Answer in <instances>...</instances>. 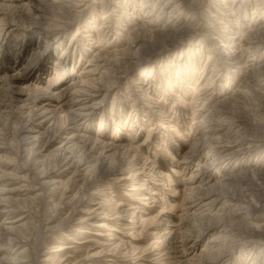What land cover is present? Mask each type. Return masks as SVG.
Returning a JSON list of instances; mask_svg holds the SVG:
<instances>
[{
    "label": "rangeland",
    "instance_id": "1",
    "mask_svg": "<svg viewBox=\"0 0 264 264\" xmlns=\"http://www.w3.org/2000/svg\"><path fill=\"white\" fill-rule=\"evenodd\" d=\"M77 2L84 12L70 16L62 0H0V188L17 189L13 196L26 200L0 213V264L19 255L27 264H264V239L241 242L246 224L264 228V202L250 196L259 206L250 215L225 202L221 188L231 176L264 172V134L247 152L251 138L239 124H264L254 94L264 97V0ZM174 29L177 36L156 35ZM129 53L141 59L126 68ZM102 75L110 88L88 127L105 143L137 152L129 168L93 189L99 193L84 207L99 203L100 217L79 225L84 213L67 220L72 208L58 212L59 193L36 190L14 133L19 126L31 130L28 137L44 131L50 122L43 115L29 121L30 112L48 109L58 117L80 85ZM235 151L244 153L228 160ZM74 170L55 171L67 180ZM86 179L80 171L74 194ZM239 184L231 195L242 191ZM21 216L28 226L9 243L3 228Z\"/></svg>",
    "mask_w": 264,
    "mask_h": 264
},
{
    "label": "bare ground",
    "instance_id": "2",
    "mask_svg": "<svg viewBox=\"0 0 264 264\" xmlns=\"http://www.w3.org/2000/svg\"><path fill=\"white\" fill-rule=\"evenodd\" d=\"M62 2H65L66 6L69 8L68 11H69L70 16L73 14V12L74 13L79 12V14H82L84 12L82 10L83 4L77 2V0H62ZM103 5H104V3H103ZM106 11H107L106 7L102 8V12L104 14L102 17V21L105 20V17L107 14ZM69 22L65 23L64 25H69ZM261 32H263V31H261ZM178 34H179V31H176V30L175 31L169 30L166 32L156 33V35L157 36L159 35L158 37L161 39H166L169 37L177 36ZM252 34H255V33H252ZM104 36H105V33L103 32L101 37H104ZM248 36H250V35H248ZM256 36H257V34H256ZM245 37H246V35H245ZM263 38H264V36H263ZM255 40H256V38H255ZM137 42L138 41H136V43ZM147 43H148V41H147ZM257 44H258V42H257ZM152 46H153V44H152ZM220 47H224V45L221 44ZM149 48H151V44L150 43L145 44V50H148ZM100 54L103 55L102 53H100ZM100 54H99V56H100ZM225 55H226V53H225ZM128 57H129L128 58L129 61L128 62L126 61V63H125L126 68H127V65L132 66V67L137 66L138 63L140 62V59H141V55L138 56V54L136 55V53H129ZM104 58L107 59L108 57L102 58V56H101L100 59H104ZM249 61L252 62V60H249ZM97 73L98 72H96V74ZM105 73H107V72H105ZM259 75L264 76V73H262V74L259 73ZM105 77H106L105 75L101 76L102 81H97L95 79L90 78L92 80H90V81L87 80L88 81L87 83L80 85L79 89H76L75 93H73L74 94L73 99L69 100L70 102L68 104L64 105L66 110H64L61 113V115H59L58 117L55 116L52 113V111H49L48 109H44L43 111H40V112L38 111L39 113H36L34 110L32 112H30L29 121L33 120V118H35L36 116L43 115V119H46L50 122V124L46 127V129L44 131H41L39 134L35 135L34 137H28L31 130H29L25 126H19L16 129V132L14 133L15 134L14 139L18 140L19 153H20V154H16V155L23 162L21 164L22 167L27 168L26 170L34 175V182H35V185L37 187L36 190H40L42 192L45 189H48L50 192H53L55 194L59 193L61 195V202H60V205L56 208V209H58V212H62V210L72 208L69 216L67 217V220H71L72 218L79 216V214L84 213V215L86 217H84V218H81V216L78 217V223L77 224H79V225L80 224H88L92 220H94V218L100 217L99 211H100L101 206H99V203H97V202L94 203V205H97V208H88L87 210H85L86 208L84 207L85 204H87V203L90 204L91 201L94 202L92 195L99 193V192H95L93 189L99 188L101 183L104 180H107V179L111 178L112 176H116L117 174L122 172L124 170V168H126V169L129 168L130 164L127 162L128 158L130 156L135 158L134 152H137V150H136L137 148L133 147L132 145L128 147V146H122V145L120 146V145L105 143L104 141H102L100 139V136L102 135V134H100L101 133L100 131H92V129L90 130L88 127L91 117L100 108V104H101V100H99L100 94L103 92L108 93V90L110 88V86L107 85L103 81L105 79ZM246 85H244V86H246ZM250 89H251V87H250ZM251 90H255V89L253 88ZM195 91L199 92V91H201V88L198 87L195 89ZM261 93L259 94L258 92H256L254 94L257 96V98L260 99L259 103L261 102L260 103L261 105H258L259 107L257 109V112H259V115L260 114L264 115V97H263V95H261ZM246 95H248V94H246ZM249 96H247V97H249ZM254 99H256V98H253V100ZM223 106H224L223 108L228 109L225 104ZM236 116H237V118H242L240 115H236ZM246 118L249 119L248 117H246ZM252 120H253V123H250L249 121H244V120L242 121L241 119L239 120V124L241 127L240 131H242L244 133V135H245L244 138H249V137L251 138V140L249 139L250 142L248 143L249 147L245 150L247 152L257 150V148L259 147L261 142H260V140H257L256 137H257V135L261 136L262 134H264V124L259 123L254 119H252ZM31 124H33V123L31 122ZM205 133H206V130H205ZM58 141H61V144L59 146H57L56 148L52 149V146L54 144H56ZM216 148L217 147H215V149ZM219 148L224 149V147H219ZM112 152L114 154L111 155ZM243 153H244V151H242V152L241 151H235V152L231 153L232 155L229 154V157L227 156V158H228V160L233 159V158H240L241 154H243ZM97 154H99V155L97 156ZM119 154H121L120 158L117 159ZM230 156H232V157H230ZM57 167L63 168V170H65L66 173H69L70 170H72V169H75V170L70 175V177H68L67 180H62L64 177L59 176V175H61V173H56L59 170L55 171L57 169ZM22 170H20V171H22ZM80 171H85V174H87V179L85 181L84 186L76 194H74L75 186H76L77 181H78L77 175ZM140 174H142V173L137 172V173L133 174L132 178H135L136 175H140ZM5 175H7V174H5ZM9 176L15 177V178L19 177L18 175H13V174L9 175ZM1 178H2V176L0 175V179ZM129 178H130V176H129ZM129 178H127V179H129ZM257 179H260V181L262 180L263 183L262 182L261 183L264 185V172H262V171H259V172L252 171L251 173L250 172H244V173H241V174L236 175L234 177L231 176V178L230 177L226 178V181L224 183L222 182L223 184L221 187L224 190L223 198H225V197L228 198L225 202L230 203V204L234 203V205L237 208L239 206L241 207V209L246 208L250 215L254 214L256 212L255 209H258L259 206H257L256 203H254L253 198L249 199L250 196H252L255 193L257 195L258 199L261 202H264V194L260 195L259 193H257L258 191L262 193V190H263L261 185L257 186V184H256ZM59 180H61V181H59ZM235 182L240 183L239 184L240 188H243V189H242V191L239 192V194L231 195L232 186H234L233 184ZM257 182H258V180H257ZM57 185H59V188H57ZM245 186H246V188H245ZM257 187H259V189H257ZM17 191H18L17 189L5 190V188L4 189L0 188V213H2V212L5 213L6 211H8V209H11L15 205L26 201V200L24 201L23 198H20L18 200L17 198H15L13 196V193L17 192ZM194 191H196V190H194ZM209 196H211V195H207V198ZM19 197H22V195H20ZM208 199H210V198H208ZM251 202H252V205H251ZM213 203L214 202H211L212 205H213ZM104 204H106V203H104ZM245 204L247 206H243ZM253 204H254V206H253ZM8 215H9V213H8ZM112 215H113V218L116 220H119L120 218H122V216H121L122 213L120 211H118L117 209H115V212ZM26 218L27 217H25V216H23V217L21 216L18 221H14V222H11V219H7L9 222L3 228V233L5 235L3 237H5V238L7 237V240L9 241V243L18 242L19 236L22 235V233L24 232V230L28 226V223L25 222ZM99 226H100V228H104L105 224L102 223ZM245 226H246V230H245L244 235H243L244 238H243V240H241V242L243 243L242 245L249 247L250 244L254 243L257 239H264V228H260V227L249 225V224H246ZM106 227H108V226H106ZM79 229H80L79 232H83V233L85 232L84 228L82 230V227H79ZM118 232H120V231H118ZM154 234H157V233H154ZM98 235H101V234L98 233ZM0 239H1V237H0ZM217 240H219V239H217ZM217 243H219V242H217ZM123 245H124V243H120L115 248L117 249L119 247H123ZM23 253L24 252H21V254H23ZM24 259H26V257L19 255L16 258L15 257L11 258V260H10V258L9 259L3 258V262H5V264H7V263H9V264H27L28 262L24 261Z\"/></svg>",
    "mask_w": 264,
    "mask_h": 264
}]
</instances>
